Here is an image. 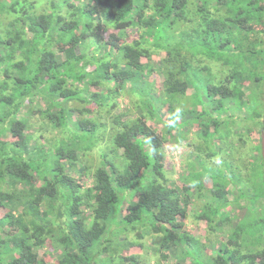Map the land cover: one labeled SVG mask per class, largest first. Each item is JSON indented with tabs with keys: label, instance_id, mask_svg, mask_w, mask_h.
<instances>
[{
	"label": "trees",
	"instance_id": "1",
	"mask_svg": "<svg viewBox=\"0 0 264 264\" xmlns=\"http://www.w3.org/2000/svg\"><path fill=\"white\" fill-rule=\"evenodd\" d=\"M0 264H264V0H0Z\"/></svg>",
	"mask_w": 264,
	"mask_h": 264
},
{
	"label": "rangeland",
	"instance_id": "2",
	"mask_svg": "<svg viewBox=\"0 0 264 264\" xmlns=\"http://www.w3.org/2000/svg\"><path fill=\"white\" fill-rule=\"evenodd\" d=\"M261 28V27H260ZM187 101V100H186ZM118 102H120V106H124L125 104H127V107H130V103L128 102V99L124 96V97H121L118 99ZM129 105V106H128ZM187 106V105H186ZM191 137L189 136L188 137V140L187 141H191ZM105 142V143H104ZM104 142H101V147L99 146L98 148H95L94 150H92L89 155L87 156V158H93V159H99V152L102 148V144L105 145L106 144V147L109 146L108 142L106 140H104ZM184 151V147H180L178 150H176L177 153H173L172 156L169 157V154H167V159L169 160L170 162V166L172 168V174H173V178L177 179L179 177V175L181 174V157H182V153ZM174 152V151H173ZM176 154H178V156H176ZM235 159L237 158V155H234ZM179 179V178H178ZM179 181V180H178ZM202 226L204 227L205 229V226H206V223L205 222H202ZM208 237V235H207ZM212 238V236H211Z\"/></svg>",
	"mask_w": 264,
	"mask_h": 264
}]
</instances>
